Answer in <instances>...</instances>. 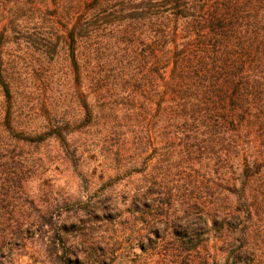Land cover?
<instances>
[{"label":"trees","instance_id":"16d2710c","mask_svg":"<svg viewBox=\"0 0 264 264\" xmlns=\"http://www.w3.org/2000/svg\"><path fill=\"white\" fill-rule=\"evenodd\" d=\"M26 74L72 81L63 96H76L82 121L38 124ZM89 127L95 159L73 140ZM51 140L76 167L109 160L103 179L142 175L129 210L142 217L144 252L171 236L187 264L215 240L206 264H255L264 0H0V261L39 231L25 208L39 166L25 150Z\"/></svg>","mask_w":264,"mask_h":264},{"label":"rangeland","instance_id":"374dc122","mask_svg":"<svg viewBox=\"0 0 264 264\" xmlns=\"http://www.w3.org/2000/svg\"><path fill=\"white\" fill-rule=\"evenodd\" d=\"M26 77L33 91L30 106L36 112L38 124H50L54 119L65 123L69 117L74 120L77 116L78 121H82L84 115L76 96H63L73 91L72 81L63 74L42 83L33 79L32 74ZM95 131L89 127L84 130L85 135L73 136L85 155L93 159L96 154H88V144H92ZM25 151L39 166L38 175L29 182L34 205L25 206L28 214L40 217L39 231L24 243L11 247L9 259L0 264H176L177 246L171 236L161 242L152 237L157 243L155 249L150 241H144L145 252L140 248L137 236L146 232L140 230L143 228L140 213H133L129 205L142 175L135 173L111 181L103 179L101 169L110 168L107 167L109 160L76 167L67 161L70 151L56 140ZM107 173L112 172L108 170ZM114 204H118L121 211L110 212L102 219L98 209L112 208ZM58 213L62 214L60 220L56 217ZM250 230L254 263L264 264V211L253 215ZM243 243L241 241L240 245ZM209 244L202 242L195 257L191 251L193 258L187 264H206V259L217 250L215 240Z\"/></svg>","mask_w":264,"mask_h":264}]
</instances>
